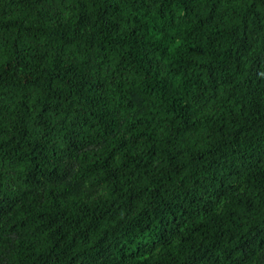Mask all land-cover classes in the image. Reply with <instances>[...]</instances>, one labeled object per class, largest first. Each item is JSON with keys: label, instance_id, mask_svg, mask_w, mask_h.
Masks as SVG:
<instances>
[{"label": "trees", "instance_id": "16d2710c", "mask_svg": "<svg viewBox=\"0 0 264 264\" xmlns=\"http://www.w3.org/2000/svg\"><path fill=\"white\" fill-rule=\"evenodd\" d=\"M0 264H264V0H0Z\"/></svg>", "mask_w": 264, "mask_h": 264}]
</instances>
